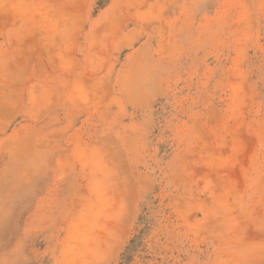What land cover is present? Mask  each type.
I'll return each instance as SVG.
<instances>
[{
    "label": "rangeland",
    "instance_id": "1",
    "mask_svg": "<svg viewBox=\"0 0 264 264\" xmlns=\"http://www.w3.org/2000/svg\"><path fill=\"white\" fill-rule=\"evenodd\" d=\"M0 264H264V0H0Z\"/></svg>",
    "mask_w": 264,
    "mask_h": 264
}]
</instances>
